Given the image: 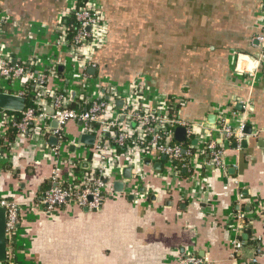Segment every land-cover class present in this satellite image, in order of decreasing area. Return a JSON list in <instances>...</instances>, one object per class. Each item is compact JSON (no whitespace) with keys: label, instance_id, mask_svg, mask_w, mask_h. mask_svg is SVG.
Instances as JSON below:
<instances>
[{"label":"crops","instance_id":"crops-1","mask_svg":"<svg viewBox=\"0 0 264 264\" xmlns=\"http://www.w3.org/2000/svg\"><path fill=\"white\" fill-rule=\"evenodd\" d=\"M98 2L108 37L85 70L57 45V26L78 0H0V54L12 65L38 59L44 68L55 66L47 87L67 93L145 78L159 99L183 102L171 113L181 121L212 126L224 115L233 125L246 120L250 133L227 145L223 169L192 161L194 172L185 177L168 173L163 157L145 161L137 177L138 168L120 156L114 182L123 192L110 193L96 213L76 206L48 212L37 203L54 167L67 179L74 156L91 158L93 144L83 153L69 145L56 158L53 137L19 136L14 150L0 152V199L17 203L20 217L11 264H182L185 256L204 264H264V57L254 41L264 28V0ZM65 134L81 142L79 125L69 123ZM172 140L179 143L175 130ZM240 211H249L247 235L261 238L257 256L251 246L231 251Z\"/></svg>","mask_w":264,"mask_h":264},{"label":"built area","instance_id":"built-area-1","mask_svg":"<svg viewBox=\"0 0 264 264\" xmlns=\"http://www.w3.org/2000/svg\"><path fill=\"white\" fill-rule=\"evenodd\" d=\"M67 18H72L76 23V30L70 40L62 24ZM62 21L56 29L57 45L71 53L75 67L85 70L92 64L95 51L107 41L108 26L104 11L98 0H87L82 6L77 4L67 10ZM254 41L261 51V57H264V28L255 35ZM55 69L53 65L42 67L38 59L12 65L8 58L0 54V92L27 99L21 113L0 110V152L15 149L16 143L5 135L6 131L13 129L24 138L35 134L55 138L59 144L50 153L56 158L69 145L78 153L86 149L85 144L70 142L66 137L65 128L69 123L79 125L81 136L94 137L91 158L81 159L76 154L70 163L67 179L60 178L58 165L54 167L48 186L37 197V203L48 212L70 206L100 212L108 195L116 193L113 184L121 176V169L117 165L120 156L132 168H138L137 177L141 175L139 167L145 161H159L162 157L166 160L168 173L175 177L181 176V172L191 175L194 172L192 161L201 162L208 170L223 169L227 145L232 141L239 142L246 127V120L233 125L231 118L224 115L216 117L215 125L212 126L205 120L185 123L177 115L172 116V101L155 96L145 78L135 79L122 86L103 82L96 86L93 94L82 92L71 96V92L47 87L48 78L55 75ZM152 96L156 102L151 104L148 100ZM29 99L32 103L30 106ZM178 104L182 106L183 102L179 101ZM46 108L51 111L46 112ZM49 121H54L57 127L51 129ZM177 127L186 129L187 139L184 143L172 140ZM117 149L122 153H118ZM83 163L88 164V168H81ZM0 206L7 212L6 245L10 255L7 260L11 264L20 223L19 207L10 199H0ZM248 212L240 211L237 214L236 225L232 229L235 239L231 251L240 254L245 247L251 246L257 256L261 253V238L247 235ZM259 213L264 231V208ZM244 235H247V239L242 240ZM181 262L204 264L190 256L183 257Z\"/></svg>","mask_w":264,"mask_h":264},{"label":"water","instance_id":"water-1","mask_svg":"<svg viewBox=\"0 0 264 264\" xmlns=\"http://www.w3.org/2000/svg\"><path fill=\"white\" fill-rule=\"evenodd\" d=\"M91 71H95V69H91ZM74 93H71V96H73ZM27 104V99L25 97L12 95L9 93H2L0 92V110L18 114L21 113L25 106ZM118 105H121V102H118ZM210 120H212V117H209ZM185 133L186 129L183 127H178L175 129V139L179 143H183L185 141ZM243 133L248 134L250 133V128L245 127L243 130ZM50 141L55 143L56 139L50 138ZM94 142L93 136H82L81 137V143L85 145H92ZM164 159V157H163ZM84 167L88 168V164H84ZM130 169H126L124 171L123 178L124 179H131L130 175H127L126 173H130ZM114 191L116 193H122L123 192V184L121 182H115L114 185ZM6 218H7V212L4 207L0 206V264H4L7 260V245H6Z\"/></svg>","mask_w":264,"mask_h":264},{"label":"trees","instance_id":"trees-1","mask_svg":"<svg viewBox=\"0 0 264 264\" xmlns=\"http://www.w3.org/2000/svg\"><path fill=\"white\" fill-rule=\"evenodd\" d=\"M79 1V6H82V4H84L85 2H87V0H78ZM106 19V18H105ZM62 24L66 27V30H67V36H68V39L70 40L76 30V23L75 21L72 19V18H67L66 20H63L62 21ZM104 82H108V81H104ZM171 100V99H170ZM172 101V100H171ZM32 103H31V100L29 99L28 101V105L30 106ZM179 104H176L172 101V105H171V109H170V113H172L174 110L177 111L178 108H179ZM177 109V110H176ZM174 111V112H175ZM18 116V115H16ZM6 135V138L8 140H11V141H15V139L19 138L20 135H18V133L16 132V130H8L6 131L5 133ZM118 152H121L120 149H117ZM177 164V163H175ZM185 177L186 175H184L182 172H181V177Z\"/></svg>","mask_w":264,"mask_h":264}]
</instances>
